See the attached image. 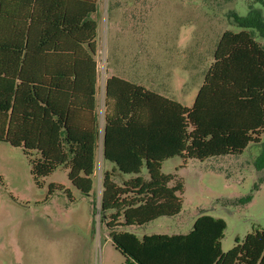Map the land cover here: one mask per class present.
<instances>
[{
  "label": "trees",
  "instance_id": "obj_1",
  "mask_svg": "<svg viewBox=\"0 0 264 264\" xmlns=\"http://www.w3.org/2000/svg\"><path fill=\"white\" fill-rule=\"evenodd\" d=\"M255 2L245 16L231 15L241 30L221 34L191 107L106 78L102 150L113 168L102 175L99 214L112 246L133 264H264V229L223 251L226 223L210 215L197 216L187 234L139 239L122 231L180 213L183 185L178 169L161 172L164 161L180 158L182 169L188 160L238 155L261 142L264 46L253 34L264 41V3ZM97 3L21 0L12 33L0 30V142L22 149L37 185L62 167L87 196L99 137Z\"/></svg>",
  "mask_w": 264,
  "mask_h": 264
},
{
  "label": "rangeland",
  "instance_id": "obj_2",
  "mask_svg": "<svg viewBox=\"0 0 264 264\" xmlns=\"http://www.w3.org/2000/svg\"><path fill=\"white\" fill-rule=\"evenodd\" d=\"M250 6H256L255 0H99L100 127L108 75L191 106L187 97L201 86L221 34L241 30L231 15L245 16ZM253 35L264 46L262 38ZM181 164L176 157L161 168L165 175L178 169L183 185L180 213L122 231L139 239L187 234L197 216L210 215L225 221L221 243L228 251L236 238L264 229V134L259 144H249L241 154L188 160L179 169ZM30 170L22 149L0 142V264H133L112 246L100 220L99 164L89 196L70 184L62 167L39 185ZM50 184L62 190L50 193Z\"/></svg>",
  "mask_w": 264,
  "mask_h": 264
},
{
  "label": "crops",
  "instance_id": "obj_3",
  "mask_svg": "<svg viewBox=\"0 0 264 264\" xmlns=\"http://www.w3.org/2000/svg\"><path fill=\"white\" fill-rule=\"evenodd\" d=\"M20 3H21V0H0V30L4 31L7 35L12 33V31L14 29V25H15V23H17V18L15 16H17L19 11H20V5H19ZM98 8H99V0H98V3H97V11H96V13H94L92 15V19L96 22V39H95L96 46H97V43H98L97 30H99V27H100L99 21H98V18H97L98 17ZM7 38H8V36H7ZM96 57H97V52H96ZM111 76H115V75H111ZM107 77H109V75ZM124 80H126V79H124ZM97 91H98V80H97V84H96V93H95V114H96V116H97V112L96 111H97V106H98V102H97V99H96ZM195 96L196 95L193 94V95H190V96L187 97L188 100H192V104L194 102ZM104 97H105V90H104ZM191 106H186V107H191ZM97 121H98V116H97ZM103 125H104V123H103ZM98 126H99V137H98L96 148H95V170H96L97 164H99L102 167V170H103L102 173H104L106 171H111L112 168H113V165L111 163L105 161L104 158H103V150H102V131H103V127L102 128L100 127L99 121H98ZM95 170H94V174H93L92 179L95 177Z\"/></svg>",
  "mask_w": 264,
  "mask_h": 264
}]
</instances>
